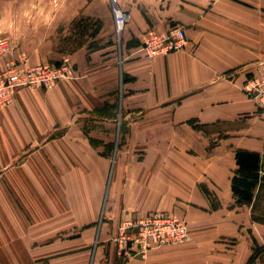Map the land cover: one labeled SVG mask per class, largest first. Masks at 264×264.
Segmentation results:
<instances>
[{
    "label": "crops",
    "instance_id": "crops-1",
    "mask_svg": "<svg viewBox=\"0 0 264 264\" xmlns=\"http://www.w3.org/2000/svg\"><path fill=\"white\" fill-rule=\"evenodd\" d=\"M116 1L130 15L118 53L111 41L62 49L70 17L0 55V72L17 56L75 66L0 105V264H247L256 250L250 264H264V201L254 210L232 189L238 150L260 154L255 195L264 179V98L243 89L264 64V0ZM175 27L182 47L136 52ZM161 211L186 216L191 239L122 255L115 229Z\"/></svg>",
    "mask_w": 264,
    "mask_h": 264
},
{
    "label": "built area",
    "instance_id": "built-area-1",
    "mask_svg": "<svg viewBox=\"0 0 264 264\" xmlns=\"http://www.w3.org/2000/svg\"><path fill=\"white\" fill-rule=\"evenodd\" d=\"M114 28L122 33L130 20V15L117 5L114 0ZM187 36L185 28L175 27L166 35L150 34L136 52L147 55L167 53L185 45ZM11 43L7 38L0 39V51L6 53ZM75 76V66L69 55H64L59 63L44 62L27 67L23 61L6 63L0 73V105L14 99L16 92L25 87L47 88L60 80ZM244 91L255 97L264 98V64L259 71L248 78L243 86ZM264 176V171H260ZM189 239L188 226L184 219L166 212H151L138 219L126 220L120 227L118 237L120 250H137L146 253L149 249L185 242Z\"/></svg>",
    "mask_w": 264,
    "mask_h": 264
},
{
    "label": "rangeland",
    "instance_id": "rangeland-1",
    "mask_svg": "<svg viewBox=\"0 0 264 264\" xmlns=\"http://www.w3.org/2000/svg\"><path fill=\"white\" fill-rule=\"evenodd\" d=\"M113 1L114 0H0V33H3L0 35V39L7 38L11 43L10 50L6 53L0 51V55L6 57V55L10 54L15 47L18 34L23 31L28 32L30 29H33L35 24L39 25L41 22L49 23L50 21L65 22V20L70 17H73V19L70 23L68 32H66L68 34L65 41H63V44L61 45L62 49L70 51L83 44L102 45V43L106 42L107 44L108 41H111L116 44L115 51L118 53V47H123L126 43L122 37L123 33H118L113 27L111 32L107 35H99V33L101 34L102 28H104L105 24L108 22L107 17L109 9H107V7L109 3H113ZM123 1H126L127 3L129 2V0ZM85 4L88 5L90 10L93 7L97 9L99 15H82V7ZM23 57L24 56L8 58L6 63L21 60L25 65ZM166 213L184 219L188 226L189 239L178 244L187 243L191 239L193 231V226L190 220H188L186 216H179L176 213ZM125 221H123V223ZM122 224H120L115 229V232L112 233L113 241L116 242L118 250V237L120 236V227ZM120 252L122 255L126 256L138 253L136 249L130 250L129 248L127 250H120Z\"/></svg>",
    "mask_w": 264,
    "mask_h": 264
},
{
    "label": "trees",
    "instance_id": "trees-1",
    "mask_svg": "<svg viewBox=\"0 0 264 264\" xmlns=\"http://www.w3.org/2000/svg\"><path fill=\"white\" fill-rule=\"evenodd\" d=\"M236 160L238 169L232 178L234 196L238 201L253 203V208L255 210L257 206L264 201V179L260 183L258 194L255 195L254 193L260 180V154L247 150H238L236 153ZM256 219L260 222H264V209L259 211ZM257 251L258 250L253 253L247 264L253 261Z\"/></svg>",
    "mask_w": 264,
    "mask_h": 264
}]
</instances>
